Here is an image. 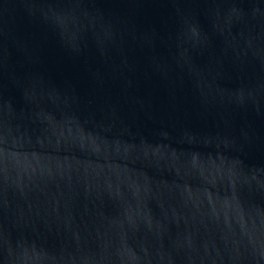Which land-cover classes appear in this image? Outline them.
I'll return each mask as SVG.
<instances>
[{"label": "water", "instance_id": "1", "mask_svg": "<svg viewBox=\"0 0 264 264\" xmlns=\"http://www.w3.org/2000/svg\"><path fill=\"white\" fill-rule=\"evenodd\" d=\"M0 264H264V0H0Z\"/></svg>", "mask_w": 264, "mask_h": 264}]
</instances>
